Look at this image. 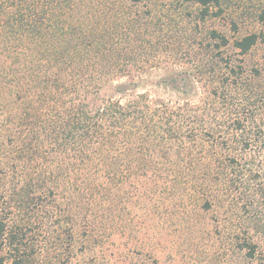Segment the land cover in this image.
<instances>
[{"label": "trees", "instance_id": "16d2710c", "mask_svg": "<svg viewBox=\"0 0 264 264\" xmlns=\"http://www.w3.org/2000/svg\"><path fill=\"white\" fill-rule=\"evenodd\" d=\"M143 1L0 0V264H39L31 242L44 229L68 251L81 233L112 234L130 205L190 197L210 210L228 176L251 172L254 131L227 111L226 92L264 73L246 77L228 49L245 56L264 32L230 37L212 28L200 38L196 24L185 53L193 73L159 83L187 97L154 100L135 93L136 79L166 62L170 44L153 10L139 9ZM182 2L198 6L202 22L230 6ZM197 86L203 97L194 101ZM257 244L241 249L254 258Z\"/></svg>", "mask_w": 264, "mask_h": 264}, {"label": "rangeland", "instance_id": "374dc122", "mask_svg": "<svg viewBox=\"0 0 264 264\" xmlns=\"http://www.w3.org/2000/svg\"><path fill=\"white\" fill-rule=\"evenodd\" d=\"M229 5L221 18L207 17L202 22L198 6L189 7L182 0H144L139 9L153 10L158 25L164 28L162 37L170 45L168 50L162 48L161 57L166 62L136 79L135 93H148L154 100L174 104L185 100L187 96L164 89L159 83L173 74L185 80L193 73V64L185 53L196 24L200 38L212 28L230 37L264 32V0H229ZM191 9L193 23L184 21ZM233 21L239 32L232 29ZM228 51L237 64L244 66L246 77L253 69L264 73L263 42L245 56L233 48ZM127 82L126 78L119 81ZM199 87L191 98L194 101L203 97ZM246 87H229L225 108L248 119L253 128L255 148L246 158L253 168L240 177L228 176L222 202L216 200L207 211L197 208L186 196L182 202L167 200L152 208L130 205L127 213L131 215H126L125 226L112 234L102 232L90 238L81 233L76 248L70 251L66 239L57 241L44 229L31 242L39 264H264V74ZM250 239L258 243L254 258L241 249Z\"/></svg>", "mask_w": 264, "mask_h": 264}]
</instances>
